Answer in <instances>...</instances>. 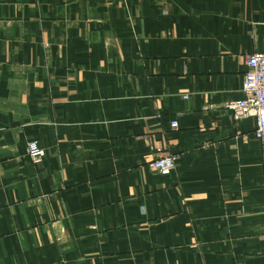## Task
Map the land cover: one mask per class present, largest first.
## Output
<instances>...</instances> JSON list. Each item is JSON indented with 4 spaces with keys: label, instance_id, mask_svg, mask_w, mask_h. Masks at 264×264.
<instances>
[{
    "label": "crops",
    "instance_id": "obj_1",
    "mask_svg": "<svg viewBox=\"0 0 264 264\" xmlns=\"http://www.w3.org/2000/svg\"><path fill=\"white\" fill-rule=\"evenodd\" d=\"M255 52L264 0H0V264H264Z\"/></svg>",
    "mask_w": 264,
    "mask_h": 264
},
{
    "label": "built area",
    "instance_id": "obj_2",
    "mask_svg": "<svg viewBox=\"0 0 264 264\" xmlns=\"http://www.w3.org/2000/svg\"><path fill=\"white\" fill-rule=\"evenodd\" d=\"M243 98L231 101L226 108L233 113L235 121L253 117L257 120L255 137L264 143V52H255L247 56V71L242 83ZM172 128L178 129L177 121L172 122ZM28 155L37 158L43 150L36 141L30 142L27 148ZM176 167L174 155L164 156L151 164V168L160 173L171 172Z\"/></svg>",
    "mask_w": 264,
    "mask_h": 264
}]
</instances>
